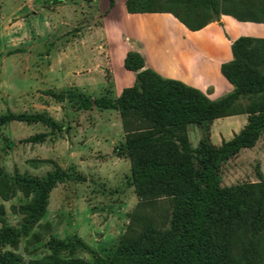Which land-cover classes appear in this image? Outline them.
I'll list each match as a JSON object with an SVG mask.
<instances>
[{
    "label": "trees",
    "instance_id": "1",
    "mask_svg": "<svg viewBox=\"0 0 264 264\" xmlns=\"http://www.w3.org/2000/svg\"><path fill=\"white\" fill-rule=\"evenodd\" d=\"M109 1L113 7L115 0ZM126 10L169 13L192 31L219 21L221 15L264 25V0H127ZM231 50L233 58L222 64L221 73L233 90L217 99L162 77L136 51L124 60L135 83L118 97L52 92L59 103H72L80 111L119 113L125 139L115 154L130 161L127 181L139 202L109 256L74 235L66 240L51 236L47 253L26 258L20 252L22 244L29 252L31 239L40 241L36 230L49 211L54 189L81 176L57 164L43 177L10 174L0 166V199L10 202L22 195L25 200L11 207L20 218L17 226L8 223L7 209L0 206V264H264L263 176L254 183L222 184L224 165L242 150L254 148L264 135V37L241 36ZM240 115L248 116L243 130L214 145L211 125ZM14 122L41 124L49 130L22 143H43L65 128L47 112L0 115V129ZM190 125L207 132L197 148L189 139Z\"/></svg>",
    "mask_w": 264,
    "mask_h": 264
},
{
    "label": "rangeland",
    "instance_id": "2",
    "mask_svg": "<svg viewBox=\"0 0 264 264\" xmlns=\"http://www.w3.org/2000/svg\"><path fill=\"white\" fill-rule=\"evenodd\" d=\"M81 1L0 0V115L8 111L47 112L65 127L37 144L22 141L49 133L44 125L14 122L1 128L0 166L10 174L20 171L43 177L57 164L81 176V180L62 183L54 189L49 211L36 230L40 241L31 239L29 252L24 249L26 244H22L20 252L26 258L47 253L46 244L51 236L66 240L74 235L80 236L100 255L109 256L139 202L135 189L127 181L131 174L130 161L115 154L116 147L125 139L119 113L80 111L74 104L59 103L51 95L52 92L81 91L75 85L89 73L90 66L81 63L80 56L84 53L78 46L82 40L93 39L86 28L92 24L100 27L103 23L100 11L82 9ZM96 15L98 20L94 19ZM256 26L241 24L239 29L235 28V35L264 28ZM70 42L74 48L68 49ZM102 52L105 59L106 51ZM111 68L109 58L96 66L94 79L100 87L99 95L94 98L117 97ZM247 122V115L220 119L213 143L219 145L221 136L231 140ZM206 133L198 125L188 127L193 148L198 147ZM261 176L264 178V135L254 148L242 150L224 165L222 184L254 183ZM24 201L19 195L5 202L6 219L11 225L17 226L20 222L11 207ZM80 255L88 260L93 258L88 253Z\"/></svg>",
    "mask_w": 264,
    "mask_h": 264
},
{
    "label": "crops",
    "instance_id": "3",
    "mask_svg": "<svg viewBox=\"0 0 264 264\" xmlns=\"http://www.w3.org/2000/svg\"><path fill=\"white\" fill-rule=\"evenodd\" d=\"M88 1L90 3L82 0L80 7L98 9L103 25L99 27L92 24L93 26L86 28L93 34V39H85L79 43L78 47L84 53L80 56L81 63L90 68L86 78H82L75 86L92 97L99 95L97 91L100 86L94 79L96 66L107 58L112 65L114 84L118 89L117 97L125 88L134 85L135 74L124 68V60L128 52L136 51L145 57L147 67L154 69L162 77L197 88L211 99L220 98L233 90V86L221 73L222 64L233 58L232 43L241 36L264 37V28L235 35V28L245 23L228 15H221L219 21L192 31L169 13L130 14L126 10L127 0H115L113 7L109 0ZM94 19L98 20L99 16L96 15ZM253 24L258 25L256 27L264 26ZM98 37L102 39L98 40ZM68 45V49L74 48L71 42ZM102 50L106 51L105 59ZM72 54L73 52L70 53L71 56ZM218 121L220 119L210 129L212 143ZM223 141L226 140L221 136L220 143L216 146H220ZM1 205H5L2 199Z\"/></svg>",
    "mask_w": 264,
    "mask_h": 264
}]
</instances>
